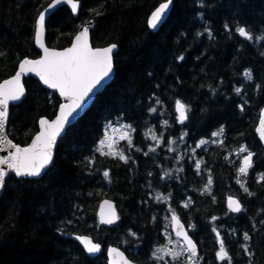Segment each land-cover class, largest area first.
I'll use <instances>...</instances> for the list:
<instances>
[{
    "label": "trees",
    "instance_id": "obj_1",
    "mask_svg": "<svg viewBox=\"0 0 264 264\" xmlns=\"http://www.w3.org/2000/svg\"><path fill=\"white\" fill-rule=\"evenodd\" d=\"M49 1L0 0V82L22 58L39 56L35 20ZM76 1V17L61 6L47 20L48 46L65 48L88 27L93 47L117 46L115 75L67 130L46 173L6 181L0 264H107L108 245L137 264H264V146L255 133L264 108V0H172L157 32L147 18L167 0ZM24 84L26 96L10 108L7 129L22 146L60 103L35 79ZM119 122L129 140L118 152L100 151L106 126ZM231 197L240 212L229 210ZM105 198L120 216L112 227L97 220ZM172 214L189 228L198 258L170 260L157 251L167 249ZM72 235L91 237L102 253L88 256ZM221 247L224 259L216 255Z\"/></svg>",
    "mask_w": 264,
    "mask_h": 264
},
{
    "label": "snow or ice",
    "instance_id": "obj_2",
    "mask_svg": "<svg viewBox=\"0 0 264 264\" xmlns=\"http://www.w3.org/2000/svg\"><path fill=\"white\" fill-rule=\"evenodd\" d=\"M71 4L73 12L77 10V4L73 3L72 0H55V4L49 5V8H55L56 5L60 4ZM170 8L169 3H161L159 7L151 13V17L148 20L149 28L156 29L158 27V22H162V14L167 15L166 9ZM45 15L41 13L36 21V39L37 42L40 40L41 33L44 29ZM87 28L80 34L76 36V43L64 52H49L47 48H44V57L40 60L29 61L25 60L21 65V71L16 74V76L0 84V130L3 129L5 121L8 118V108L9 101H19L24 95V89L20 85V77L27 66L28 72L35 71L48 88L55 89L59 92L60 97L63 98L64 103L59 106V115L56 119L49 123L47 119H41L39 121L42 126L41 132L32 141V144L26 148H19L16 145H11L15 148V153L10 157L5 159H0V165H7L10 172H14L17 177H37L40 176L42 170L52 161L51 146L54 144L56 137L60 135V131L64 129L66 124H71L70 118L77 113L78 109L86 103V98L89 94L101 84V82L109 77L113 70L112 63V52L116 47L112 45L111 47L105 48L103 50H94L90 48L84 37L87 35ZM241 37H247L251 39V36L246 32L244 27H239L237 29ZM211 35V33H209ZM43 47V45H41ZM182 59V58H181ZM245 75H248L246 72ZM250 78V77H249ZM239 89L237 92L239 93ZM183 105L179 100L176 101V109L180 113V122L186 119L184 112L182 111ZM155 112V109H152ZM264 116V113H262ZM264 123V119L261 121ZM222 131V129H221ZM126 135V133H125ZM217 133H213V136ZM156 139V137H153ZM264 139V135L261 136ZM206 143V141L201 140L200 145ZM100 144H104V140L100 141ZM110 147V146H109ZM243 147L240 148V152H244ZM121 160H124L123 155L120 156ZM251 153L244 159L245 165H250ZM199 168V164L196 165ZM241 173L246 172L245 167L239 169ZM9 172L0 169V189L3 188L6 177ZM108 172H104V176L108 177ZM247 191V189H245ZM230 205L235 204L232 208L234 212H240V205L234 201H229ZM173 220L176 219L175 216L172 217ZM105 223H112V219L102 221ZM176 236L180 237V231H176ZM250 237L247 233L244 234V239L248 240ZM77 239H81L77 237ZM187 244L190 246L189 252L191 255H195V245L192 240L188 238L187 235L183 237ZM85 245L90 242L86 239L83 241ZM100 250V246L93 244L87 247L89 253H95ZM247 253V248L244 249ZM114 251V250H111ZM157 251H160L159 249ZM179 254H177L178 256ZM218 259H224L225 252L223 247L217 252ZM174 257L173 259H175ZM124 264H128L127 261Z\"/></svg>",
    "mask_w": 264,
    "mask_h": 264
},
{
    "label": "water",
    "instance_id": "obj_3",
    "mask_svg": "<svg viewBox=\"0 0 264 264\" xmlns=\"http://www.w3.org/2000/svg\"><path fill=\"white\" fill-rule=\"evenodd\" d=\"M73 3H76L77 4V10L75 12H73L72 10V7H71V4H67V3H64V4H60V5H56L55 8H49V5H52V4H55V0H51L47 6L44 7L43 10L40 11V13L37 15L36 17V20H35V29H34V38H33V43H34V47L36 48V51L39 53V56L38 57H35V58H30V57H24L22 58L19 62H18V65H17V68H16V71L14 72V74L4 80H2L0 82V84H4L5 81L7 80H11L13 79L16 74L18 72L21 71L20 69V65L25 61V60H29V61H36V60H40L44 57L45 53H44V48H47L49 52H64L66 51L67 49L71 48L73 46L74 43H76V36L77 35H80L84 30L85 28H87V35L84 37V40L86 41L87 45L94 49V50H103L105 48H108V47H111L112 45L114 44H111V45H108V46H104V47H93L92 43H91V38H90V31H89V28L88 27H85V26H81L76 35L74 36V38L72 39L71 41V44L65 48H62V49H58V48H52L50 46H48L47 44V41H46V37H47V34H46V23H47V20L49 19V17L52 15V13H54L59 7L61 6H66L69 11L71 12L72 16L73 17H76L78 15V12H79V9H80V2L79 1H75V0H72ZM162 3H169L170 4V8L169 9H166V13L167 15H163L162 14V22H158V27L156 29H152V28H149L148 26V20L150 19L151 17V13L153 11H155V9L157 7H159V5L161 4H158L152 11L151 13L149 14L148 18H147V27L150 31L152 32H157L159 30V28L166 22L167 18L169 17L170 15V12L172 10V7H173V4H172V0H167V1H163ZM41 13H44L45 15V24H44V29L41 33V36H40V40L39 42H37V39H36V21L38 19V17L40 16ZM92 26V25H91ZM41 45H43V47H41ZM116 46V45H115ZM118 48L117 46L113 49V52L111 54L112 56V63H113V70L112 72L110 73L109 77H106L100 85H98L92 93L89 94V97L86 98V103L83 104L81 106V109H78L77 110V113H75L73 115V117L70 118L71 120V124H66L64 129H62L60 131V135L56 137V140L54 142V144L51 146V152H52V161L50 162V164L46 167V169L42 170V173L40 176H37V177H17L15 176L14 172H10V170L8 169L7 165H0V169H3L4 171L6 172H9V175L6 177V181L14 176L16 177L17 179H23V178H27V179H39L44 173H46V171L51 167V165L53 164V161H54V157H55V151H56V148H57V145L58 143L60 142V140L64 137V135L66 134L67 130L69 127L73 126L74 124H76V122L90 109L91 105L93 104V102L95 101L96 99V96L98 94H100L113 80L114 78V75H115V66H114V55L116 54ZM28 78H32V79H35L45 90L53 93V94H56L59 99H60V103L57 107V111L54 115V117L52 118H48L46 116H43V117H40L37 121V132L31 137L30 141L28 144L22 146V145H19L17 143H15L14 141H12L10 139V137L8 136V133H7V129H8V123H9V116H10V108L12 106H16V105H19L23 99L25 98L26 96V87H25V84H24V81ZM20 85L23 87L24 89V95L21 97V99L19 101H9V108H8V118L7 120L5 121V124H4V127L2 130H0V159H5V158H8L10 157L12 154L15 153V148L11 147V145H16L17 147L19 148H26V147H29L31 144H32V141L35 139V137L41 132L42 130V126L40 125L39 121L43 118V119H47L49 121V123H51L52 121H54L56 119V116L59 115V106L61 103H64V100L62 97H60L59 95V92L55 89H51V88H48L47 85H45L43 83V81L40 79V77L36 74L35 71L33 72H28L27 71V66L25 67V70L24 72L21 74V77H20ZM262 113H264V109L262 111ZM262 113H261V116H260V119H259V122L255 128V131H256V134L258 136V139L259 141L262 143V145L264 146V139H261V136L264 135V123H262V119H264V116H262ZM180 114V113H179ZM6 184V182H5ZM5 184L3 186L2 189H0V197L4 191V188H5ZM231 200H234L237 202L236 199H231ZM230 201V200H229ZM228 201V206L231 208H234L235 207V204H231L229 203ZM238 203V202H237ZM239 204V203H238ZM97 215H98V220H99V225L100 226H103V227H110V226H114L118 223V220H119V213H118V210H117V207H116V204L113 200L109 199V198H105L103 199L100 204H99V208H98V212H97ZM174 215L171 216V230H172V233L176 236V231L179 230L180 231V237L179 239L183 242V244L185 245L186 249L189 251V248L190 246L187 244V241H185L183 239V237L185 235L188 236L189 239L192 240L193 244L196 246L195 247V255L194 256H197L198 253H199V250H198V246L196 245V243L194 242V240L191 238V236L189 235L188 233V230L187 228L185 227V225L182 223V221L177 217L175 220H173V217ZM108 219H112L113 222L112 223H105V222H102V221H106ZM77 237H80L81 239H77ZM69 238L75 240L78 242V244L80 245V247L84 250V252L90 256V257H97L99 256L102 251H103V247L101 244L99 243H96L94 242V240L91 238V237H88V236H75V235H72V236H69ZM87 240L89 241L90 243L88 245H85V243L83 242L84 240ZM93 244H96V245H99L100 246V250L98 252H95V253H89L87 251V247H90L91 245ZM105 255H106V259H107V264H124L125 261L128 262V264H137L135 263L134 261H132L128 256L127 254L125 253L124 250H122L120 247H117V246H114V245H110L108 246L106 249H105ZM111 250H114V251H111Z\"/></svg>",
    "mask_w": 264,
    "mask_h": 264
},
{
    "label": "rangeland",
    "instance_id": "obj_4",
    "mask_svg": "<svg viewBox=\"0 0 264 264\" xmlns=\"http://www.w3.org/2000/svg\"><path fill=\"white\" fill-rule=\"evenodd\" d=\"M126 133V135H125ZM130 138V131L128 129V127L122 123H110L106 126L105 128V134L103 136L104 140V144L101 145L100 144V151H108V154L112 153V152H118L117 150V145L121 142V141H127ZM110 146V147H109ZM248 155H245L243 160L245 159V157H247ZM249 165H245L244 161H243V167L247 168ZM168 229L170 231V222L168 225ZM170 241L167 243V249L163 248L160 250V253L162 254V257L167 254V256L169 257L170 260H172L174 256H177V254H183V253H188L185 249V247L183 246V244L176 238L174 237L172 234L168 235ZM191 259H193L192 257H190L188 255V260L191 261Z\"/></svg>",
    "mask_w": 264,
    "mask_h": 264
},
{
    "label": "bare ground",
    "instance_id": "obj_5",
    "mask_svg": "<svg viewBox=\"0 0 264 264\" xmlns=\"http://www.w3.org/2000/svg\"><path fill=\"white\" fill-rule=\"evenodd\" d=\"M69 128H70V127H69ZM69 128H68V129H69ZM231 199H236V198H234V197L232 198V197H231L230 199H228V201L231 200ZM236 200H237V199H236ZM237 202H238V200H237Z\"/></svg>",
    "mask_w": 264,
    "mask_h": 264
},
{
    "label": "flooded vegetation",
    "instance_id": "obj_6",
    "mask_svg": "<svg viewBox=\"0 0 264 264\" xmlns=\"http://www.w3.org/2000/svg\"><path fill=\"white\" fill-rule=\"evenodd\" d=\"M160 3H161V2H160ZM158 4H159V3H158ZM158 4H157V5H158ZM157 5H156V6H157Z\"/></svg>",
    "mask_w": 264,
    "mask_h": 264
}]
</instances>
